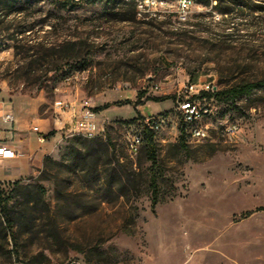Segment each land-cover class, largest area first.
Here are the masks:
<instances>
[{"label": "rangeland", "instance_id": "1", "mask_svg": "<svg viewBox=\"0 0 264 264\" xmlns=\"http://www.w3.org/2000/svg\"><path fill=\"white\" fill-rule=\"evenodd\" d=\"M153 1L166 4L137 7ZM193 1L181 22L178 0H0V132L13 138L7 112L54 123L57 100L109 105L97 166L83 159L84 137L63 133L44 145L53 162L18 181L34 194L11 200L25 220L0 264H264V86L219 100L201 142L182 135L177 105L192 83L264 82V0ZM232 1L245 8L221 14ZM160 116L153 166L128 138ZM95 249L104 258L88 263Z\"/></svg>", "mask_w": 264, "mask_h": 264}, {"label": "built area", "instance_id": "2", "mask_svg": "<svg viewBox=\"0 0 264 264\" xmlns=\"http://www.w3.org/2000/svg\"><path fill=\"white\" fill-rule=\"evenodd\" d=\"M138 9L145 11L148 7L163 6L166 3H147L137 2ZM195 6V1L177 2V13L179 20L185 22L191 9ZM74 77H69L67 81H71ZM158 87H156V90ZM219 89L216 85L206 83H192L180 90L179 97L177 99L178 111L181 115L182 129L185 132V136L197 142L207 140L210 135L208 127L203 124L204 119L208 118V113H215V116L219 114V99L217 93ZM54 110L57 114V120L60 124H63L60 117L64 119L65 125L61 126V131L66 136H73V131H86V138L89 136H97V138H105V128L99 121V115L95 111V108L88 102L84 101L80 104L67 103L65 101L57 100L54 103ZM5 124H10L15 128V118L13 114H5L2 118ZM145 126L150 131L154 132V128H161L164 124V118L160 117H148L145 119ZM37 133L38 143L43 145L47 142L46 136L41 134L38 127L31 129ZM237 127L235 125H228L226 132L229 134H235ZM129 151L131 154L136 155L139 153L141 147L144 144V136L142 134H130L129 138ZM18 156V151L15 148L2 144L0 145V158L1 159H13Z\"/></svg>", "mask_w": 264, "mask_h": 264}, {"label": "trees", "instance_id": "3", "mask_svg": "<svg viewBox=\"0 0 264 264\" xmlns=\"http://www.w3.org/2000/svg\"><path fill=\"white\" fill-rule=\"evenodd\" d=\"M219 2H222L219 0ZM198 4L208 5V0H198ZM236 7H243L242 1H232L231 5H225L223 9L220 10L221 14L229 15L232 14ZM249 8V7H248ZM262 8V7H259ZM264 86V82L257 83H240L238 85H234L230 88H227L223 91H219L217 93V97L219 100L225 99L229 101L231 104H234L238 99L242 97H246L252 94V92ZM124 104H129V102H125ZM109 108V105L101 108L95 109L98 113L99 111L106 110ZM56 132L53 130L48 135H46V139H50L54 137ZM144 136V144L145 150L148 154L150 161L153 163V166L157 165V145L155 142V133L150 131L147 127H144L143 131ZM182 135L185 136V132L182 129ZM84 139V138H83ZM85 144L87 145V149L83 155V159L85 163L88 165L97 166L98 160L101 157L102 150L108 149L107 141L103 138L96 139H84ZM52 159L49 156H46L43 159L44 167H48L52 163ZM155 187V186H154ZM34 194L30 187H22L19 182L13 183V188L9 195H5L3 192H0V252H2L3 256L8 257L9 259L15 255L18 251V238L15 232L17 224L21 222L23 219L25 220V210L21 208L16 202L11 203V200H15L19 198L20 195L26 197L29 200V196ZM38 197H41V193H36ZM156 196V192H154ZM29 202V201H27ZM264 210V209H262ZM9 241L12 242V249L8 248ZM104 251H100L99 249L91 250L90 253L87 254V262L91 263L93 261H102L104 258Z\"/></svg>", "mask_w": 264, "mask_h": 264}, {"label": "crops", "instance_id": "4", "mask_svg": "<svg viewBox=\"0 0 264 264\" xmlns=\"http://www.w3.org/2000/svg\"><path fill=\"white\" fill-rule=\"evenodd\" d=\"M16 105L17 109L22 106L19 103ZM0 106L2 110L7 111V105L0 102ZM8 113L10 112L5 114ZM24 113L25 115H23ZM24 113L19 112V110L18 114L11 112L16 122L15 128L12 130V139H9L7 134H3V129L0 132V136L2 134L7 136L8 142L3 144L9 145L18 151V156L13 159L0 158V182L14 183L22 180V178L30 174L34 167H39L43 159L49 154L50 149L44 146L47 142L43 145L38 143V134L31 130L33 127H38L41 134L45 136L51 131L57 130V132L55 131V136L47 139V141L56 139L60 134H63V132H60L61 127H58V120H54V123H51L47 119L37 117L34 113H29L27 108L24 110ZM4 115H2V118ZM35 142L38 144L37 146H35Z\"/></svg>", "mask_w": 264, "mask_h": 264}, {"label": "bare ground", "instance_id": "5", "mask_svg": "<svg viewBox=\"0 0 264 264\" xmlns=\"http://www.w3.org/2000/svg\"><path fill=\"white\" fill-rule=\"evenodd\" d=\"M187 1H193V0H178V2H187ZM153 3H155V1H153ZM159 129L161 128H154V131L159 130ZM73 134L86 138V131H73ZM96 138L97 136H89V139H96Z\"/></svg>", "mask_w": 264, "mask_h": 264}]
</instances>
